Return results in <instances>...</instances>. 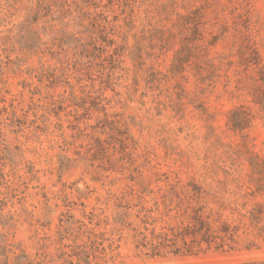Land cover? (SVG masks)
Masks as SVG:
<instances>
[{
  "label": "rangeland",
  "instance_id": "rangeland-1",
  "mask_svg": "<svg viewBox=\"0 0 264 264\" xmlns=\"http://www.w3.org/2000/svg\"><path fill=\"white\" fill-rule=\"evenodd\" d=\"M0 264H264V0H0Z\"/></svg>",
  "mask_w": 264,
  "mask_h": 264
},
{
  "label": "trees",
  "instance_id": "trees-1",
  "mask_svg": "<svg viewBox=\"0 0 264 264\" xmlns=\"http://www.w3.org/2000/svg\"><path fill=\"white\" fill-rule=\"evenodd\" d=\"M207 231H209V230L207 229Z\"/></svg>",
  "mask_w": 264,
  "mask_h": 264
}]
</instances>
